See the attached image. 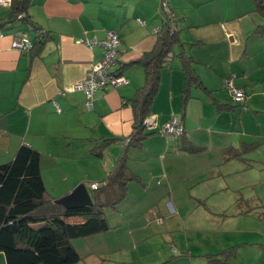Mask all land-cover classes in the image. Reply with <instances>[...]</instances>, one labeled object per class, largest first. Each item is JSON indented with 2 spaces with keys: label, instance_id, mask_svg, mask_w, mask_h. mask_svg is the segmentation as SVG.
I'll return each instance as SVG.
<instances>
[{
  "label": "crops",
  "instance_id": "obj_1",
  "mask_svg": "<svg viewBox=\"0 0 264 264\" xmlns=\"http://www.w3.org/2000/svg\"><path fill=\"white\" fill-rule=\"evenodd\" d=\"M167 4L182 49L210 93L191 88L183 110L180 61L174 57L160 71L144 125L153 134L128 154V170L136 178L110 208L117 217L104 215L109 230L73 241L83 258L77 264H208V256L231 247L228 264H264V15L253 0ZM8 13L0 5V24ZM27 13L48 40L31 56L13 41L21 35L32 41L33 30L13 23L1 34L0 165L27 146L40 154L41 177L52 197L86 183L91 197L92 185L113 169L125 141L111 144L101 157L91 151L102 139L132 132L130 101L144 84V72L130 64L152 50L166 16L160 0H31ZM107 31L119 38L112 70L126 83L97 89L88 100L74 87L100 62L102 48L86 42L105 40ZM229 81L243 90V102H234ZM173 118L182 121L184 138L201 148L198 153L187 154L181 137L163 134ZM252 143L259 145L242 159L229 158ZM246 189L263 195L245 196ZM207 233L202 240L209 249L196 252L200 241L190 237ZM180 234L183 241V235L176 239ZM0 264H6L2 253Z\"/></svg>",
  "mask_w": 264,
  "mask_h": 264
},
{
  "label": "trees",
  "instance_id": "obj_2",
  "mask_svg": "<svg viewBox=\"0 0 264 264\" xmlns=\"http://www.w3.org/2000/svg\"><path fill=\"white\" fill-rule=\"evenodd\" d=\"M255 10L264 15V0H253ZM31 0H11L9 13L4 24H0V34L6 26L20 23L28 31L36 33L27 51L36 56L43 49L48 37L36 27L28 15ZM160 9L166 18L157 31V38L151 51L130 65L143 68L144 84L137 89L130 101L133 110L132 132L123 139H102L91 152L101 157L104 150L117 141H125L124 148L113 169L93 189L91 207L65 209L56 204L59 198L52 197L46 190L40 172V154L27 146H21L14 157L0 165V253L6 264H77L83 258L73 247V241L85 239L109 230L104 218V210L114 208L126 196L127 185L135 180L128 170V154L131 149H139L145 139L153 133H146L144 121L149 117L153 100L160 85V71L175 57L180 61L184 73L182 88V108L190 98L191 88H198L209 94L201 80L194 73V63L172 25L171 12L167 0H160ZM21 35L17 38H21ZM175 47L180 48L175 53ZM119 74L118 72H115ZM218 105V109H222ZM183 112V111H182ZM183 114V113H182ZM182 125V121H180ZM183 127V125H182ZM164 134V133H163ZM184 128L179 135L181 150L196 154L201 148L184 138ZM258 143L242 144L239 152L230 153L229 158L242 156L257 148ZM86 217L84 223L74 225L70 219ZM235 248H227L214 257H207L208 264H228V258Z\"/></svg>",
  "mask_w": 264,
  "mask_h": 264
},
{
  "label": "built area",
  "instance_id": "obj_3",
  "mask_svg": "<svg viewBox=\"0 0 264 264\" xmlns=\"http://www.w3.org/2000/svg\"><path fill=\"white\" fill-rule=\"evenodd\" d=\"M11 0H0L1 6H9ZM142 23L141 21H139ZM2 35L0 34V37ZM90 47L99 45L102 48V58L87 74L85 79L74 87V90L82 91L86 98L90 100L93 93L97 89H104L108 86L116 87L125 84L126 81L123 77L113 72V67L116 63L118 47L120 45L119 38L114 31H107L106 38L98 43H88ZM13 47L19 51L27 52L31 47V41L27 37L15 38ZM227 88L236 103H241L245 99L243 90L236 89L232 82L227 83ZM148 119L144 121V125L148 127ZM183 131L180 121L176 118L171 119L163 128V133L166 135L179 136ZM96 189V185H92Z\"/></svg>",
  "mask_w": 264,
  "mask_h": 264
},
{
  "label": "water",
  "instance_id": "obj_4",
  "mask_svg": "<svg viewBox=\"0 0 264 264\" xmlns=\"http://www.w3.org/2000/svg\"><path fill=\"white\" fill-rule=\"evenodd\" d=\"M56 204L65 209H81L93 205L91 197L84 184H79L70 193L57 199Z\"/></svg>",
  "mask_w": 264,
  "mask_h": 264
},
{
  "label": "rangeland",
  "instance_id": "obj_5",
  "mask_svg": "<svg viewBox=\"0 0 264 264\" xmlns=\"http://www.w3.org/2000/svg\"><path fill=\"white\" fill-rule=\"evenodd\" d=\"M84 186L86 187V188H89V184L88 183H86V184H84ZM91 192V194H92V190L90 191ZM253 193H251V190L249 191V190H244V193H243V191H242V193L243 194H245V196L246 195H249V194H252L253 196L257 193V196L259 197V194H261V196L263 195V193H262V191L261 190H258L257 189V191L256 192H254V191H252ZM236 194V193H235ZM230 195L231 196H233L234 195V193L231 191L230 192ZM126 206V204H123V206L121 205V206H118V208L115 210V211H119L120 210V208L119 207H121V208H123V207H125ZM127 207V206H126ZM219 208H221V207H219ZM104 215L106 216V217H108V218H111V217H113V216H111V215H116L117 213H112L111 212V210L110 209H105L104 210ZM111 216V217H110ZM115 217H117V216H115ZM156 221V223H159V221H158V219H156L155 220ZM208 223V222H207ZM209 225V223L207 224V226ZM206 226V227H207ZM208 234V236H203V237H197V238H195L194 236H191L190 237V239L194 242H197V241H200V245H198L197 244V246L198 247H196L195 248V251L196 252H202L203 251V248H205L206 250H208L209 249V247H207V246H209V244H207L206 242H203V238H206V239H208L209 238V236L211 235L210 233H207ZM182 235H183V238H182ZM179 237H181L182 238V241H183V239H184V234H180V235H177L176 236V239H177V241L179 240ZM123 240H124V243L125 244H127L128 243V241H129V238H123ZM113 241V240H112ZM171 244L168 242L167 244H166V247H169ZM95 249H96V247H95ZM100 251V250H99Z\"/></svg>",
  "mask_w": 264,
  "mask_h": 264
}]
</instances>
